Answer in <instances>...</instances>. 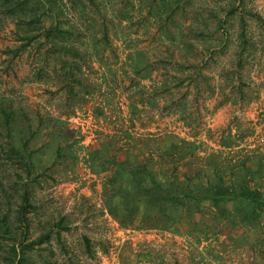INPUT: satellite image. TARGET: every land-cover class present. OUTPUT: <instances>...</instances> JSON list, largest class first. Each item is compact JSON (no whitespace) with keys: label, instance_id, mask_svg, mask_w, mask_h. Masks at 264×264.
Segmentation results:
<instances>
[{"label":"trees","instance_id":"16d2710c","mask_svg":"<svg viewBox=\"0 0 264 264\" xmlns=\"http://www.w3.org/2000/svg\"><path fill=\"white\" fill-rule=\"evenodd\" d=\"M104 2L0 0V21L14 24L13 35L19 44L5 51L6 55L11 56L7 59L24 56L33 59L35 64L41 66L37 67L41 80L45 79L44 70L54 66L55 75L71 97L69 100L74 111L78 106L75 96L81 94L75 92L76 87L82 84L79 73L88 68L89 63L98 60L95 58L99 45L103 39H108L109 28L116 27L114 34L126 48L139 47L133 44L130 34L123 29L124 24L126 28L128 22L131 23L130 28H137L136 31L132 30L137 36L142 32L145 40L150 41L148 48L161 46L166 50V53L160 51L154 56L160 68L168 69L164 76L172 83L170 87L166 80L159 83L153 75L154 65L147 53H138L134 61L138 81L134 86L143 92L141 81H150L148 88L155 91V97L139 99L133 104L132 122L141 107L148 104L157 107L161 105L160 101L167 115L180 113L184 121H195L203 116L199 111H191V107L199 98L207 100L217 94L216 87L211 84L214 78L202 73V68L209 64L207 54L215 56L217 50L209 47L206 55H201L202 59L190 63L195 44L186 40L188 34L196 33V38L208 39L209 42L216 40V46L219 50L222 48L218 54L225 53L234 45L238 65L242 66L243 55L249 46L244 20H241L237 39L232 40L226 20L213 9H208L210 14L205 21L185 17L188 11L195 8L194 0H123L121 21L116 26L118 21L114 16H109ZM71 10L75 12L76 22L68 19ZM227 15L232 19L234 9ZM254 16L256 21L262 22L261 17ZM86 24L87 33L82 35L80 26ZM100 33L103 34L102 38L99 37ZM210 46L213 47V43ZM173 47L180 50V59L171 52ZM197 78L203 81L202 89H199L200 83L194 84L198 82ZM193 85L197 94L190 97L191 92L186 87ZM184 89L187 91L183 96L177 95ZM202 93H207L208 97H199ZM16 119L9 100L0 99V168L5 163L9 169H14L24 187L14 211L4 209L0 203V264H56L46 254L54 238L53 231L34 235L32 219L35 206L28 184L30 179L35 182L37 177L34 174L40 166V159L36 158L38 164L35 162V152L39 153L44 148L42 146L31 151L30 139L43 130L44 121L41 119L36 128L33 120L28 122L25 133L30 136L29 139L17 140ZM54 126L58 128V134L69 138L64 121L55 119ZM74 144L68 145L67 152L77 160L78 156L73 152ZM233 149V145L226 143L221 150L207 152L205 144L197 138L173 134L138 137L133 135L131 129H122L113 133L100 132L97 146L94 150L90 149V159L86 162L94 174H105V203L122 229L192 234L206 253L211 245L213 235L209 230L212 227L218 233L235 230L236 234L223 237L224 244L229 246L233 244L230 241L234 240V243L248 248L249 257L259 259L264 264V146L260 145L252 151L240 149L239 153L246 156L239 155L237 159ZM22 171L27 174L26 182L19 173ZM1 181L0 186L3 185ZM207 208L211 210L210 221L205 215ZM196 216L202 218L203 230L198 227ZM176 227L183 232L175 231ZM59 228L61 232L69 230L63 224ZM55 238L60 240L61 233L57 232ZM84 243L87 253L93 257L91 240L84 237ZM219 254L216 259L221 261L224 256Z\"/></svg>","mask_w":264,"mask_h":264},{"label":"rangeland","instance_id":"374dc122","mask_svg":"<svg viewBox=\"0 0 264 264\" xmlns=\"http://www.w3.org/2000/svg\"><path fill=\"white\" fill-rule=\"evenodd\" d=\"M103 1L109 16H114L118 21L115 23L118 26L123 0ZM194 1L195 8L186 13V18L208 20L210 13L207 11L213 9L226 20L232 40L237 39L241 20H244L249 46L243 55L242 66H239L234 45L227 49L228 52L218 54L222 48L219 50L216 40L209 42L208 39L196 38V33L186 36L187 41L195 44L193 57L189 58L192 64L202 59L201 55H206L209 47L217 50L215 56L207 54L209 64L202 68L203 75L214 78L211 84L216 87L217 94L207 100L199 98L192 105L191 111H199L203 116L191 122L182 120L180 113L167 115L162 101L157 107L144 105L133 122L130 120L133 104L139 99L155 97V91L148 88L150 81H141L143 92L134 86L138 81L134 72L138 53H147L154 65L153 75L159 83L166 80L169 87L172 84L164 76L168 69L160 68L154 56L160 51L166 53V50L161 46L148 48L150 41L145 40L142 32L137 36L134 33L137 28H130L131 23L128 22L126 28L124 24L123 29L130 34L133 44L139 47L126 48L114 34L116 27L109 28L108 39H103L95 58L99 61L89 63L88 68L79 73L82 84L76 87L75 92L81 94L75 96L78 106L72 111L71 97L55 75L54 66L44 70L45 79L41 80L37 71V67L41 66L35 64L33 59L27 56L7 59L11 56L6 55L5 51L19 44L13 35L14 24L0 21V99H8L15 111V138L29 139L30 136L25 133L28 122L33 120L36 128L41 119L44 121L43 130L30 139L31 151L42 146L44 148L39 153L35 152V162L38 164L37 159H40V166L34 174L37 177L35 182L30 179L28 184L35 206L32 219L34 235L53 231L54 238L46 254L56 264H261L259 259L249 257L246 246L242 247L234 240L230 241L233 243L229 244L230 247L224 244L223 237L236 234L235 230L218 233L212 227L209 230L213 235L211 245L206 253L192 234L122 229L105 203V174H94L86 162L90 159V149L94 150L97 146L100 132L113 133L122 129H131L133 135L138 137L173 134L197 138L205 144L207 152L221 150L227 143L234 146L236 159L239 155L246 156L239 153L240 149L252 151L260 145L264 146V0ZM233 9L235 15L229 19L227 14ZM74 13L71 10L67 14L68 19L75 21ZM254 15L261 17L262 22L256 21ZM80 28L82 35L87 33V24ZM99 37L102 38L103 34L100 33ZM212 43L213 47L210 46ZM171 52L180 59L181 52L177 47L171 48ZM197 79L198 82L194 84L200 83L199 89H202L203 81ZM195 87H186L191 92L190 97L196 96ZM187 90L179 91L177 95L181 97ZM199 97L208 96L202 93ZM59 118L66 123L69 138L57 133L54 121ZM71 143H75L73 152L77 154V160L67 152ZM19 173L26 182L27 174L24 171ZM0 179L3 182L0 186V203L4 209L14 211L20 201L19 194L24 189L23 181L5 163L0 168ZM205 215L210 221L211 210L207 208ZM196 219L198 227L203 230L202 218L196 216ZM60 224L69 230L61 232ZM175 231L183 232L179 227ZM57 232L61 233L60 240L55 238ZM84 237L91 240L93 257L86 251ZM216 253H222L223 260L218 261Z\"/></svg>","mask_w":264,"mask_h":264}]
</instances>
